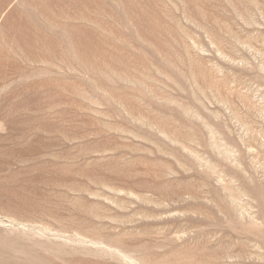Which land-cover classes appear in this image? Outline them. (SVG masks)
Segmentation results:
<instances>
[{
  "label": "rangeland",
  "instance_id": "374dc122",
  "mask_svg": "<svg viewBox=\"0 0 264 264\" xmlns=\"http://www.w3.org/2000/svg\"><path fill=\"white\" fill-rule=\"evenodd\" d=\"M0 264H264V0H0Z\"/></svg>",
  "mask_w": 264,
  "mask_h": 264
}]
</instances>
